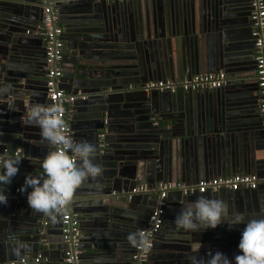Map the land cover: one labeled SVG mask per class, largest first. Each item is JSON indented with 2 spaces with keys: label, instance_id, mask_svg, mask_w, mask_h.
<instances>
[{
  "label": "water",
  "instance_id": "obj_1",
  "mask_svg": "<svg viewBox=\"0 0 264 264\" xmlns=\"http://www.w3.org/2000/svg\"><path fill=\"white\" fill-rule=\"evenodd\" d=\"M47 7L63 29L66 47L79 50L77 68L74 72L64 69L58 82L66 94L81 93L68 105L71 139L85 136L95 146L103 175L91 186H80L55 222L32 213L23 193L8 198L6 205H0V264L19 262L27 254L32 260L40 259L32 264H68L67 253L73 256L75 250L79 264H133L132 253L142 241L140 231L159 202L158 182L192 186L198 178L237 173L255 174L259 184L264 182V129L247 111L250 105L256 106L258 87L254 78L243 73L254 51L245 22L246 5L236 14L237 20L225 0H0V159L7 157L10 146L22 149L19 170L4 186L7 194L23 183L26 173L37 174L28 165L29 149L47 146L39 129L25 122L31 104H51L44 80L45 48L39 35L35 41L22 32L34 23L41 24ZM236 24L245 27L244 42L230 47L229 30ZM211 35L217 49L214 63L198 52ZM220 70L232 82L214 90L168 93L142 89L150 81H180ZM155 105L161 107L159 111ZM158 113L167 114L149 122ZM78 119L89 122L82 127ZM238 133L254 137L261 152L256 156L249 148L239 149L233 138ZM212 143L228 149L223 159L213 158ZM202 155H206L205 163ZM187 160L190 166L185 165ZM191 164H196L195 169ZM138 184H145L147 190L132 192ZM259 187L168 192L163 224L153 235L162 236L163 243L152 244L149 264H189L190 255H203L210 249L216 233L224 239L236 234L238 226L229 229L225 223L192 234L177 232L172 221L186 203L198 195H211L243 212L257 197ZM175 193L179 199L172 208L169 198ZM66 213L67 228L74 221L80 231L76 245L71 238H63ZM42 221H50L52 230L44 229ZM242 228L238 227L229 258L238 252ZM20 241L27 249L14 257L10 248Z\"/></svg>",
  "mask_w": 264,
  "mask_h": 264
},
{
  "label": "clouds",
  "instance_id": "obj_2",
  "mask_svg": "<svg viewBox=\"0 0 264 264\" xmlns=\"http://www.w3.org/2000/svg\"><path fill=\"white\" fill-rule=\"evenodd\" d=\"M25 122L39 129L42 142L51 151L41 162L37 174L26 173L18 191L25 195L30 211L55 222L56 217L69 207L73 193L82 185L98 180L103 175V165L97 161L95 146L86 141H76L65 134L62 112L58 106L35 102L25 116ZM20 157L0 159V205H6L8 195L4 186L19 170ZM225 223L229 229L243 225L237 243L238 252L229 258L220 251L192 254L189 264H264V214L249 216L228 202L211 195H198L186 203L174 216L173 228L177 232L192 234L215 229ZM27 249L20 241L10 248L14 257Z\"/></svg>",
  "mask_w": 264,
  "mask_h": 264
},
{
  "label": "built area",
  "instance_id": "obj_3",
  "mask_svg": "<svg viewBox=\"0 0 264 264\" xmlns=\"http://www.w3.org/2000/svg\"><path fill=\"white\" fill-rule=\"evenodd\" d=\"M51 2L52 0H48ZM107 3L114 2H128L135 0H103ZM137 1V0H136ZM249 19L251 23V36L254 45V62H255V78L258 87L259 100L258 109L261 124L264 129V0H249ZM57 17L50 7L44 8L43 20L39 30L36 34L39 35L45 48L46 57V74L45 82L47 89V98L51 101L52 105L58 106L62 112V120L65 125V134L71 138V130L66 118L67 105L73 102L77 94H66L63 89L58 88V82L62 77L63 71L60 67V63L63 59V41L61 38L62 29L56 24ZM53 23L56 25L54 26ZM26 33H29L27 30ZM226 83V77L224 73H204L197 74L189 79H183L180 81L160 80L150 81L142 86L145 91H158L174 93L178 89L185 92H203L206 90H214L221 88ZM259 185V178L256 175L248 174H236L230 177H217L211 179H203L198 181L197 184L192 186H186L182 183L174 182H158L156 189L159 191V202L156 208L152 211L145 228L140 231L142 241L138 243L132 253V260L135 264H149L148 257L149 251L152 247L153 235L161 228L163 224V216L165 213L164 199L170 191H181L183 194L197 191L199 193H205L206 191H216L218 189H228L236 191L239 189H255ZM146 186L139 185L132 192H145ZM21 194L18 188H15L12 194H7L8 198H16ZM69 215H63V238L68 241L71 238L74 245L77 243V239L80 236V231L77 224L73 221L67 228ZM215 249L212 247L211 250ZM68 258L65 260L68 264H79L77 259L78 251H74L73 256L68 252ZM39 259H34L32 262H38ZM10 264H29L25 259L19 262H11Z\"/></svg>",
  "mask_w": 264,
  "mask_h": 264
},
{
  "label": "crops",
  "instance_id": "obj_4",
  "mask_svg": "<svg viewBox=\"0 0 264 264\" xmlns=\"http://www.w3.org/2000/svg\"><path fill=\"white\" fill-rule=\"evenodd\" d=\"M95 1H100V0H95ZM225 3L228 5V7L231 10H234V12H232V13L235 14V19H237V20H238V17H237L236 14L239 13V9L240 8H243V6L246 5V7H245L246 8V12H245L246 13V17H245L246 21L245 22H246V24H248L247 30L250 28V32L248 31V36L249 35L251 36V23H250V19H249V13H250L249 1L248 0H225ZM130 5H132V4H130ZM127 9L131 10V7L127 8ZM135 14H136L135 12L131 13V15H134V16H135ZM58 19H59V17H58ZM57 22H58V20H57ZM40 26H41V24L37 25L36 23H34V25H32V29H30L31 27H27L29 29L25 28V29L22 30L23 35H27L29 38L37 41L38 40L37 39L38 35L36 34V32H37V30H39ZM58 26L62 29L61 25H58ZM244 29H245L244 26H240V25H237V24L233 25V27L229 30V33L231 34V36H230V34H228V36H230V40L228 39V46L237 47L239 44H242V42H244V39H242V36H244L242 31ZM27 30L29 31V33H26ZM211 33H212V31H211ZM210 41H211V43H210ZM42 45L44 47V42H43ZM63 45H64V47H63V59H62V61L60 63V67H61L62 71L64 69H66V70H69V72H74L75 69L77 68V63L75 62V57H76V55H77L79 50H78L77 47H75L74 49H68L66 47V42L65 41H63ZM145 49H146V52H147L148 47H146ZM216 50L217 49H216V46H215V38L212 37V35H211V37L207 38L205 47L202 50L199 47L198 52H200V56H202V54H205L206 57L209 59V61H208L209 63H214V61L216 60V56H217L216 55ZM161 52H162V54L165 53L163 50ZM239 54H241V53L239 52ZM249 57L251 58L252 61L250 62V65L248 66V68H245V71L243 73H245L246 78H248V79L251 78V80L254 78V81H255L256 80V78H255V65L253 64L254 52H253V56L250 55ZM239 58L242 59L243 56L240 55ZM218 72L224 73V75L226 77V83L225 84H227L228 81L232 82L231 81L232 79L227 76L226 71H221V70L220 71H208V72H205V73H218ZM201 74H204V73H201ZM184 79H186V78H184ZM232 86H234V85H231L230 87H232ZM77 93L74 90H72L71 94L74 95V94H77ZM254 94L257 96V98L259 100L258 91L257 92L255 91ZM258 100L256 102V106L255 105H250V108H248L250 110H247V111L252 115L253 118H255L257 120V123L261 124L260 115H259V109H258ZM68 105H67V110L69 109ZM155 107H156V109H155L156 111H159L160 108H161L159 105H155ZM165 114H167V113H158L157 115L154 114V115H152L153 117H150L149 122L155 123V122H157V120H159V116L160 115L164 116ZM176 114L179 117L181 116L180 113H176ZM182 117H183V114H182ZM66 118H67L68 123H69L70 117H68L67 114H66ZM88 122L89 121H85L83 119H81V120L78 119L77 120V124L81 125L82 127L85 124H87ZM81 133L82 132L79 131L78 134H81ZM27 134L28 135H33V134H35V132L27 133ZM101 136H102V134L99 135V137H101ZM85 138H86L85 136H84V138L83 137H77L76 140L77 141L86 140ZM233 138L237 142L236 146L239 147V149H240V147H242L243 149L249 148L256 156L261 152L262 148L259 145H258L259 147L257 146V140L254 137H250L247 133H246L245 137L242 134L238 133V135H235ZM219 144L220 143H212L211 144V146H213L212 147V155H213V158L215 157V158L223 159V157L225 156V153L228 152V149L225 148V146H221ZM262 150L264 151V149H262ZM50 151H51V149L48 146L44 147L43 149L37 148V150L29 149V153L27 152V154L30 155L28 159L31 160V163L28 164V165H32L35 168L36 172L39 171V166H40L41 162L46 158L47 154ZM6 156L7 157H20V158H22V149L16 148L15 146H10ZM202 156L200 157V159H201V161L203 163H205L206 155L205 156L202 155ZM194 163H195V160H194ZM185 165L186 166H190L188 160L185 161ZM191 165L192 166L194 165V169H195V165L196 164H191ZM35 166H37V167H35ZM34 168L32 170H34ZM25 169L28 170L29 166L28 167L26 166ZM237 174H245V173H237ZM248 175H255V174H248ZM194 177H196V176L194 175ZM217 177H219V176H213V177H207V178H205V177L198 178V181L203 180V179L217 178ZM178 183H181V182H178ZM182 184H184V183H182ZM139 185H145V184H138V186ZM19 186L20 185L14 186L11 189V194L14 191V189L15 188H19ZM259 186L260 187L257 190V197H255L254 199H251V203H250L249 209L246 208L243 211L246 215L251 216V214H253L254 216H259L260 214L264 213V182L260 183ZM260 196H262L261 200H260ZM22 197L25 198V195H22ZM169 199L171 200V202L169 201V204H171V207L172 208H176L175 206H176V203H177V201L179 199L178 194H176V193L172 194ZM157 205H158V202H157ZM165 205H166V203H165ZM253 208L256 209V211ZM237 226L238 227H243L242 224L241 225H237ZM42 227L44 229H49L51 231L52 230V228H51L52 227V223L50 221H42ZM238 227L235 230V231H237L236 234L228 237L227 239H224V237H222L220 235V233H216L214 235V237H213L214 239H211L212 242H211V247H210L209 250H211L212 247H215V249L211 250L212 252L220 251V252L224 253L225 255H229L234 249V244H236L235 236H237V233H239V231H240V229H238ZM165 236H168V235H165ZM161 239H162V236H159L158 238L153 237L152 238V244H154V243H157V244L158 243H160V244L163 243V239L162 240ZM25 260H27L29 262V264L30 263L31 264L34 263V262H32V259H31L29 254L26 255ZM133 264H135V263H133Z\"/></svg>",
  "mask_w": 264,
  "mask_h": 264
}]
</instances>
